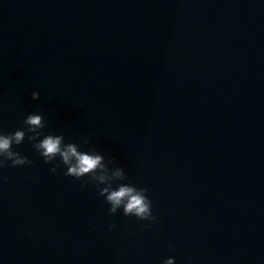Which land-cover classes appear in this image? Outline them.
I'll return each mask as SVG.
<instances>
[{
	"label": "clouds",
	"instance_id": "obj_1",
	"mask_svg": "<svg viewBox=\"0 0 264 264\" xmlns=\"http://www.w3.org/2000/svg\"><path fill=\"white\" fill-rule=\"evenodd\" d=\"M30 96L35 101L40 98V93L32 91ZM23 123L25 127L14 132L0 130V170L33 164L32 160L13 147L21 145L27 139L45 164L59 158V162L50 169V172L55 173L62 165L66 168L63 174L81 180V187L88 184L95 186L99 195L110 205L109 215H115L122 209L124 216H134L138 220L148 221L149 224H146L145 228L158 220V217L153 215L152 201L147 194V188H138L131 181L118 183L127 180V176L123 167L110 168V165L116 164L115 158L106 162L105 157L94 149L81 151L80 144L65 143L63 134L45 135L43 130L46 122L42 113H29ZM81 143L88 145V138L82 137ZM85 177L88 179H84ZM6 180L7 176L0 174V182ZM115 227V224L109 225L110 229ZM164 264H174V259L168 258Z\"/></svg>",
	"mask_w": 264,
	"mask_h": 264
}]
</instances>
